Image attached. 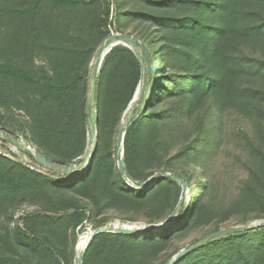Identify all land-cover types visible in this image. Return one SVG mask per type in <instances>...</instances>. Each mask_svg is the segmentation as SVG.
<instances>
[{
	"label": "trees",
	"instance_id": "trees-1",
	"mask_svg": "<svg viewBox=\"0 0 264 264\" xmlns=\"http://www.w3.org/2000/svg\"><path fill=\"white\" fill-rule=\"evenodd\" d=\"M104 1L0 0V129L17 136L2 112L21 111L36 151L60 166L84 163L88 157L76 159L88 141V70L106 38L127 34L141 44L145 66L143 93L123 138L127 173L143 182L157 171L170 172L190 187L191 197L162 230L96 236L81 264H150L173 244L165 264L211 233L264 221V212L251 215L262 202L256 183L244 185L236 202L240 214L227 220L210 176L211 162L229 141L228 122L235 123L232 140L241 138L245 150L261 152L264 161V0H115L112 9ZM140 76L131 49L119 45L104 56L95 154L80 174L43 170L23 154L27 164L12 161L9 144L0 141V216L43 191L75 196L41 206L0 233V264H71L66 240L75 243L83 222L94 229L112 219L160 224L176 210L181 188L175 181L131 188L118 168L116 142L109 149ZM259 170L264 164L253 171ZM190 232L196 236L189 245L177 246ZM175 264H264V228L210 239Z\"/></svg>",
	"mask_w": 264,
	"mask_h": 264
},
{
	"label": "rangeland",
	"instance_id": "rangeland-1",
	"mask_svg": "<svg viewBox=\"0 0 264 264\" xmlns=\"http://www.w3.org/2000/svg\"><path fill=\"white\" fill-rule=\"evenodd\" d=\"M114 1L115 0H105L103 4L104 6H106V3L109 4V7L112 9L113 7L112 5L114 4ZM130 4H133L132 0H126L124 3V5H130ZM125 24L126 23L122 24L123 25L122 28L124 30L126 27ZM112 28L113 26H111V28L108 27L107 30L109 29L111 30ZM152 62H153L152 65L155 67V70H156V60L153 58ZM35 63L36 65H41L42 61L39 59H36ZM100 68H101V65L99 67V70ZM143 87H144V84H143ZM142 93H143V89H142ZM2 114L4 116V120L6 121L5 123L6 126L10 130H13L19 138H21L26 144H28L31 148H33L32 143L29 140V134H27V130L25 128L26 121H27V118L25 117V115L21 111H16V110H13L12 112H2ZM124 115L125 113H123L120 119V122L116 128L119 129L124 119ZM234 126H235L234 122H228L226 124V131H224V133L230 136L227 139L229 141L226 144L225 149L219 154L217 158H215L211 162V166H210L211 180L213 182L214 188H216V201L219 203L220 207L225 209L223 218L227 220H233L235 216H239L240 212L236 211V208H237L236 202L242 198L241 196H242L244 185H246L247 183H250L251 181L256 183L255 186L257 187V190H259L258 193L262 201L261 205L257 204L254 207L253 209L254 211L251 212V215H254L257 213L262 214L264 212V172H261V170H259L257 171V173H254L253 171L255 168L258 169L259 165L264 164V161H262L263 155L259 151L257 152V154L253 152H247L244 148V144L241 138L237 141V143L233 141L232 140L233 135L231 134H237V132L233 129ZM118 129H117V132H115V136H113L111 138V141L109 142V149H112L115 145ZM251 136L254 140L258 139L257 132H255L254 134H251ZM6 147L7 149L10 150L12 154H14V155L6 154V157H8L10 160L15 161V162H20L22 164L28 163L26 157L16 152V150L12 148L10 145H7ZM261 147L263 149L262 152L264 153V142H261ZM88 151H89V143L87 141V146L85 148L84 153L82 154V156L77 158L76 161L78 162L79 160H83L86 157H88L89 156ZM150 166H153V164H151ZM147 170H148V167L147 169L144 170V172L140 173V175L141 174L145 175ZM159 173L160 174H172L170 172L164 173L162 171H157L154 175H158ZM197 185L200 187L199 183ZM128 186H131L132 188V186L134 185H128ZM136 189L143 190L137 187ZM189 192H190V187L184 185V192H183V195H180L179 203H182V205L184 204L185 207H187L190 197H191V194ZM170 193L171 192L167 190V195H169ZM74 197L75 196L71 194H64V193L53 194V193H45L43 191L42 193L39 194V196L35 197L34 201L16 202L12 205L11 209L8 212L0 216V233H3L4 231L9 230L10 228H13L16 224L20 225L21 224L20 218H22V216L32 211H36L41 206H48L50 202H53V203L55 202L58 203L60 201L68 202L72 200ZM90 215H91L90 213H87V216H90ZM175 216H176V213L174 217ZM166 219L167 218H165L162 222H164ZM259 222L260 221H252L245 225H239V226L250 227ZM109 224H115V225L131 224L135 226L136 225L137 226L146 225L142 222H131V221L128 222V221H123L120 219H112L109 222ZM93 230H94L93 222L85 221L82 223V225L76 228L75 230L76 241L73 245H72L71 237H67V240H66L67 252L71 250L73 251V261L71 264H76L78 244L80 243V240L84 239L83 237H86V236L89 237ZM194 236H196V233L194 232L187 233L185 237L181 239L180 242H178L177 246H180L182 248L188 246L190 240ZM174 248H175V245L173 244L168 245L165 248L164 252L158 256V258L152 259V262H149V263L150 264H160V262H162V260L169 253H171L174 250Z\"/></svg>",
	"mask_w": 264,
	"mask_h": 264
},
{
	"label": "water",
	"instance_id": "water-1",
	"mask_svg": "<svg viewBox=\"0 0 264 264\" xmlns=\"http://www.w3.org/2000/svg\"><path fill=\"white\" fill-rule=\"evenodd\" d=\"M119 45L127 47L133 51L140 65V70H141L140 81L138 83L134 96L125 111L124 119L118 131V136L116 141V155H117V164L119 171L125 180L129 181L134 186L140 189H146L148 187H151L155 182L169 178L178 184V186L181 188V195H183L184 185L180 178L173 176L171 174H165L160 176L153 175L143 182H136L129 177L125 164L123 162V138H124L125 130L134 118V111L141 97L144 79H145V66L139 54V49L142 48L141 44L135 38L128 36L127 34L116 33V34H111L108 38H106L104 42L99 46L97 52L95 53L91 66L88 70V76L89 78L91 76V78L88 79L87 82L88 97H87L85 109H86V121H87V131H88L89 156L84 163L80 165L68 164L67 166H60L54 163L53 160L49 158L47 155L40 153L35 149L31 148L21 138L17 136H12L2 129H0V141L7 142L12 148L16 150V152L29 156L36 164V166H38L43 170L61 173L68 176H75L77 174L82 173L85 167L91 164L96 148V125H95V117H94V107L96 104L97 79H98L99 67L102 63L104 56L113 47ZM150 70L153 72L155 70V67L151 65ZM181 205L182 203H179L176 210L164 222L160 224H148L142 226H130V225L128 226L125 224L123 225L109 224L103 227L95 228L91 232L86 244L83 246V248H81L77 252L76 264L82 263V257L84 251L96 236L101 234L137 235L148 231L162 230L163 228L168 226V224L172 221L175 213L178 211ZM261 228H264V221L252 225L250 227L236 226V227L221 229L217 232L211 233L203 237L197 243L185 249L180 250L179 253H177L174 257L168 260L165 264H175L180 258L194 251L195 249L200 248L201 246L206 244L210 239L242 233L249 230L261 229Z\"/></svg>",
	"mask_w": 264,
	"mask_h": 264
},
{
	"label": "bare ground",
	"instance_id": "bare-ground-1",
	"mask_svg": "<svg viewBox=\"0 0 264 264\" xmlns=\"http://www.w3.org/2000/svg\"><path fill=\"white\" fill-rule=\"evenodd\" d=\"M125 225H130V226H135V225H131V224H125ZM137 226V225H136ZM84 239L80 240V243L78 244V251L83 248V246L86 244L87 240L89 237H83Z\"/></svg>",
	"mask_w": 264,
	"mask_h": 264
}]
</instances>
